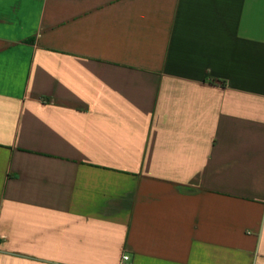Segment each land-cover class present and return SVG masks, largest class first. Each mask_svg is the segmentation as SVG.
<instances>
[{"label":"crops","instance_id":"crops-1","mask_svg":"<svg viewBox=\"0 0 264 264\" xmlns=\"http://www.w3.org/2000/svg\"><path fill=\"white\" fill-rule=\"evenodd\" d=\"M264 264V0H0V264Z\"/></svg>","mask_w":264,"mask_h":264},{"label":"built area","instance_id":"built-area-1","mask_svg":"<svg viewBox=\"0 0 264 264\" xmlns=\"http://www.w3.org/2000/svg\"><path fill=\"white\" fill-rule=\"evenodd\" d=\"M122 263L123 264H133L132 259L129 255H123L122 257Z\"/></svg>","mask_w":264,"mask_h":264}]
</instances>
